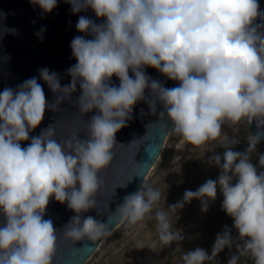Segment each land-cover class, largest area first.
Listing matches in <instances>:
<instances>
[{
    "label": "clouds",
    "instance_id": "1",
    "mask_svg": "<svg viewBox=\"0 0 264 264\" xmlns=\"http://www.w3.org/2000/svg\"><path fill=\"white\" fill-rule=\"evenodd\" d=\"M29 2L42 13H51L58 0ZM66 2L73 14L91 10L101 20L79 16L76 29L83 35L70 44L76 60L66 72L70 83L62 86L60 75L45 67L38 70L39 79L53 93V102L46 99L37 77L0 92V264H56L58 232L73 244L97 241L112 234V225L131 227L153 217L159 241L169 245L182 239L170 217L193 199L207 211L218 187L224 197L222 209L233 219L242 242L236 243L238 254L231 255L227 264H238L245 255L254 264H264V171L251 162V154L264 139L260 131L264 129V12L257 0ZM6 18L0 12V21ZM44 31L42 27L36 33L41 40ZM8 34L18 35V30L0 22V39ZM147 67L177 81V86L168 88L152 79ZM78 89L76 118L83 122V136L77 131L59 137L56 124L30 135L41 125L46 109L59 111L61 104L72 102ZM141 101L148 105V114L158 116L155 124L166 134L194 146L216 141L225 124L255 122L258 133L251 135L243 152L233 150L239 142L235 137L225 138L222 155L214 154L207 161L220 169L218 178L206 180L195 191L186 190L182 200L166 209L158 207L161 192L143 182L124 197L107 222L85 216L95 209L102 170L115 158L116 133L127 126ZM93 110L95 114L84 120ZM258 160L264 169V153ZM52 197L75 213L59 230L45 219ZM233 242L231 229L225 226L211 255L197 247L185 252L183 264L213 261Z\"/></svg>",
    "mask_w": 264,
    "mask_h": 264
},
{
    "label": "water",
    "instance_id": "2",
    "mask_svg": "<svg viewBox=\"0 0 264 264\" xmlns=\"http://www.w3.org/2000/svg\"><path fill=\"white\" fill-rule=\"evenodd\" d=\"M257 2L260 5V11L264 12V0H257ZM70 9L71 5L66 0H58L57 7L51 13H42L41 9L32 5L29 0H0V12L7 14V18L0 22L7 28L18 30V35L8 34L0 39V92L5 87L14 89L23 81L37 77L46 99L50 103L53 102V93L47 84L39 79L38 70L45 67L60 75L62 86L70 83L71 78L66 75V72L76 63L75 58L72 57L70 44L75 36L83 35L76 29L79 16L85 15L96 20L97 23L101 22L91 10L73 14ZM42 27L45 31L41 40L36 33ZM5 57L8 58L5 59ZM145 71L152 79L161 81L165 87L171 88L178 84L177 81L168 80L154 68L147 67ZM112 82L119 85V80L115 76L112 77ZM79 95L78 89L72 96V102L66 101L61 104L59 111L46 109L41 125L30 135H39L41 129L49 124H56L59 137H65L77 131L83 136L85 130L83 122L76 118L78 109L75 107V100ZM141 110L144 115H141ZM148 113V105L143 101L138 102L134 106L132 118L127 122V126L116 133L118 145L115 149V158L111 165L100 174L103 185L96 195L95 209L83 215H91L101 222H107L116 208L123 203L124 197L139 190L140 185L146 181L171 136L155 124L158 116ZM94 114L95 110L85 115L83 119L88 120ZM245 123L249 127L250 134L257 135L256 123L249 124L246 121ZM260 131L264 132V129ZM133 141L138 142L129 146ZM28 143L30 140L22 142V147L27 146ZM258 144L264 149V139H261ZM137 164L141 165L142 169ZM137 172H141V175L135 176ZM129 180L131 181L128 182ZM125 183H127L126 187H118ZM73 215L75 213L67 207L66 203L61 204L54 197L50 198L45 219H51L54 228L62 229ZM118 225H112L111 232ZM58 235L61 239L58 244L56 264H85L107 237L97 241L85 240L73 244L62 238V232H58ZM76 248H79V251L73 254Z\"/></svg>",
    "mask_w": 264,
    "mask_h": 264
},
{
    "label": "rangeland",
    "instance_id": "3",
    "mask_svg": "<svg viewBox=\"0 0 264 264\" xmlns=\"http://www.w3.org/2000/svg\"><path fill=\"white\" fill-rule=\"evenodd\" d=\"M232 137L239 141L232 146L233 150L245 151L251 137L247 124L245 122L231 126L225 124L222 127L220 138L201 146H194L181 137L171 134L145 181L146 184L161 192L163 199L161 198L158 207L166 209L169 205L182 200L186 190L195 191L206 180L217 179L220 169L210 165L207 161L214 154L222 155L224 152L222 145L226 142L225 138ZM262 153H264V149L257 144L255 152L251 154V162L258 171H264L260 168L258 160V155ZM169 178L172 185L166 189ZM164 190L165 192H163ZM223 199V194L218 187L216 199L208 201V203H213V206L207 211L201 210L200 200L193 199L186 203L176 216H171V223L174 230L180 232L181 240L186 236L188 237L191 232L197 231L203 221L222 206ZM185 212L189 217L188 223L191 219L192 223L184 229V223L180 224L179 222L183 217L180 214L186 215ZM225 217L228 218L229 216L226 214ZM111 233L100 243L97 251L85 264H183L182 257L185 252L197 247L206 250L205 244L216 238L214 233H202L195 238L196 244L187 248L182 247L181 240L166 246L162 245L159 241L157 222L154 217L152 219L146 218L131 227L126 224H119ZM153 242H155V247H152ZM233 254H238L235 245L223 255L216 256L215 260L205 261V264H227L228 259ZM238 264H254V261L245 255L240 257Z\"/></svg>",
    "mask_w": 264,
    "mask_h": 264
},
{
    "label": "trees",
    "instance_id": "4",
    "mask_svg": "<svg viewBox=\"0 0 264 264\" xmlns=\"http://www.w3.org/2000/svg\"><path fill=\"white\" fill-rule=\"evenodd\" d=\"M172 182L170 181V178L167 181V186L166 189H168L169 187H171ZM165 192V190L163 191ZM167 194V193H166ZM161 198L163 199V197L161 196ZM213 206V203H208V208L207 210ZM201 210H202V205L200 206ZM186 215H184V213L180 214V216L182 215V219L179 222L180 224H183L184 229L188 227V225H190V223H192V219L190 220V222L188 223V219L189 217L187 216V212H185ZM226 213L224 212V210L222 209V206L212 215H210L209 217H207V219L205 221H203V223L201 224V226L199 227V229L195 232H191V234H188V237L184 238L183 240H181L180 244H182V247H189L192 246L195 243V238L202 233H214L215 237L217 236L218 233H222L225 229V226H227L228 228L231 229V235L233 237V246L236 245V243H242L239 238H238V232L236 231V229L233 226V219H230L229 217L226 218L225 217ZM184 221V222H183ZM214 238V237H213ZM216 239V238H215ZM210 240L208 243H206V250L209 253V255H211V251H212V247L214 244V241ZM230 248L226 247L223 251H221L217 256H221L223 255L225 252L229 251Z\"/></svg>",
    "mask_w": 264,
    "mask_h": 264
},
{
    "label": "bare ground",
    "instance_id": "5",
    "mask_svg": "<svg viewBox=\"0 0 264 264\" xmlns=\"http://www.w3.org/2000/svg\"><path fill=\"white\" fill-rule=\"evenodd\" d=\"M248 126V125H247Z\"/></svg>",
    "mask_w": 264,
    "mask_h": 264
}]
</instances>
